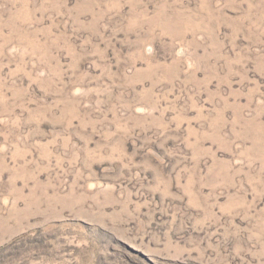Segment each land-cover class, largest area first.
I'll use <instances>...</instances> for the list:
<instances>
[{
  "label": "rangeland",
  "instance_id": "rangeland-1",
  "mask_svg": "<svg viewBox=\"0 0 264 264\" xmlns=\"http://www.w3.org/2000/svg\"><path fill=\"white\" fill-rule=\"evenodd\" d=\"M0 264H264V0H0Z\"/></svg>",
  "mask_w": 264,
  "mask_h": 264
}]
</instances>
